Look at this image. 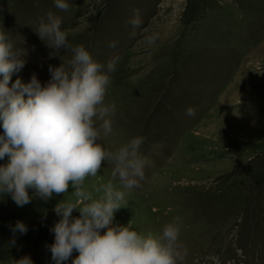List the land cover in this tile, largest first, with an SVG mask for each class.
I'll return each instance as SVG.
<instances>
[{
	"label": "rangeland",
	"instance_id": "374dc122",
	"mask_svg": "<svg viewBox=\"0 0 264 264\" xmlns=\"http://www.w3.org/2000/svg\"><path fill=\"white\" fill-rule=\"evenodd\" d=\"M67 2L63 12L54 0H0V30L26 60L11 83H28L33 73L47 83L49 66L72 58L71 48L56 50L36 32L50 11L62 18L69 45H84L105 69L114 62L105 104L116 110L103 143L116 150L143 137L140 152L151 163L113 223L131 220L134 230L158 234L179 217L182 264H264V0ZM134 9L143 25L133 37ZM154 33L148 47L144 38ZM112 168L106 162L86 179L94 196ZM73 191L44 200L30 189L23 207L0 195V264L23 256L55 264L48 247L60 219L54 208L74 200ZM17 221L27 225L26 234L13 232Z\"/></svg>",
	"mask_w": 264,
	"mask_h": 264
},
{
	"label": "clouds",
	"instance_id": "9594fccd",
	"mask_svg": "<svg viewBox=\"0 0 264 264\" xmlns=\"http://www.w3.org/2000/svg\"><path fill=\"white\" fill-rule=\"evenodd\" d=\"M55 7L67 12V0H54ZM131 35L141 29L140 10H133L128 21ZM63 20L53 12L41 18L36 30L42 40L56 50L71 48L72 58L60 66H49L51 79L42 83L35 73L30 82L14 73L26 60L7 31L0 30V195H11L17 206L32 200L29 190L44 200L53 194L71 193L75 199H63L54 208L60 217L51 231L49 245L55 264H64L78 253L72 264H182L186 249L180 241V218L163 224L158 234H143L127 225L114 224L115 213L125 203L128 192L141 187L145 168L151 163L140 148L143 137H134L118 149L103 140L113 131L114 103L105 104L115 71L112 60L105 65L94 59L84 45L71 46ZM158 36L144 38L151 47ZM110 46L114 47L115 42ZM187 115L194 116L192 108ZM113 165L111 179L93 191L85 187L96 177L104 163ZM118 181V183H114ZM80 215L73 217V211ZM106 229V231H104ZM13 232L26 234L27 225L17 221ZM16 264H33L23 256Z\"/></svg>",
	"mask_w": 264,
	"mask_h": 264
}]
</instances>
